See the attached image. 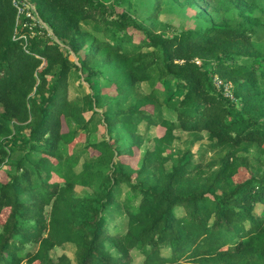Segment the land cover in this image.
I'll return each instance as SVG.
<instances>
[{
	"label": "trees",
	"instance_id": "16d2710c",
	"mask_svg": "<svg viewBox=\"0 0 264 264\" xmlns=\"http://www.w3.org/2000/svg\"><path fill=\"white\" fill-rule=\"evenodd\" d=\"M109 1L28 0L51 37L0 0V264H132L133 251L143 264H264V0ZM168 2L196 9L197 27L149 29ZM75 82L89 94L71 98ZM142 123L156 133L144 156ZM176 131L206 133L216 157L174 152ZM66 245L74 260L52 259Z\"/></svg>",
	"mask_w": 264,
	"mask_h": 264
},
{
	"label": "rangeland",
	"instance_id": "374dc122",
	"mask_svg": "<svg viewBox=\"0 0 264 264\" xmlns=\"http://www.w3.org/2000/svg\"><path fill=\"white\" fill-rule=\"evenodd\" d=\"M106 2L110 3L109 0H106ZM17 3L19 4V2ZM23 8H24V14L29 12V16L32 15V18H28L25 15H21L18 23H21L23 18H27L33 24L31 26L28 24L31 29L32 28H44L48 31L49 35L52 37V32L42 22L40 17H38L36 8L27 1L25 2V6ZM150 12H151L150 8L148 7L144 8L143 10H141V14H142L141 17L147 18ZM196 12H197L196 9L178 8L168 2L166 5H164V7L162 8V10L159 12L157 16H154L153 18L149 19V21H147V26L152 31H156L157 33H165L166 36L168 35L170 37L171 35H175L181 32L182 30L195 29L197 27V24L194 18V15ZM35 34L36 32L33 31V35ZM54 40L58 42L56 39ZM61 46L63 45L61 44ZM72 58L75 61V63L78 62L75 56H73ZM72 83L70 86V97L71 98L83 97L84 95L89 94V89L86 84L84 85V89L80 88L82 90H78V87H77L78 83L75 82L73 86H72ZM214 83H215L216 88L221 90L222 81L216 77L214 79ZM149 91H150V87L148 85L146 84L142 85V93L146 94V93H149ZM104 92L105 94L109 95L111 98H114L117 95L113 87L107 90H104ZM224 95L225 97L232 96V91L230 90L228 86H226L224 90ZM105 105L106 104L102 105L100 108H97L95 110L98 112L96 116L97 118L99 117V114H102L104 112L105 108H103V106ZM0 111H2L1 108H0ZM162 115L165 118L173 120V121H175L176 119L175 113L168 110L167 108L162 109ZM90 116L91 114L88 113L87 117H90ZM139 132L143 135V147L140 153H141V156H144L147 151L153 150L154 145H155L156 133H155L154 128L146 129L145 123H142L139 126ZM158 133L159 135H161L162 131L158 130ZM93 134H94L92 136L93 140L100 141L101 139L104 138L105 131L103 127L98 126L96 133H93ZM175 134H176L177 139L174 142L173 146L171 147L174 152L175 151L186 152L189 150L192 154L193 162L201 163V164L210 162L216 157V153L215 151L211 149V145L207 138L208 136L206 133L203 134L204 139L200 141L195 140L196 138L195 135L188 134L185 132L176 131ZM85 140H86V137L85 135H83L81 144H78V146L75 149L76 150L83 149L85 146ZM247 155H249L250 158L258 157L259 153L257 151V148H252L249 152H247ZM138 157H139V153H137V155L133 159H129L128 157H125L124 161L128 162V164H130L131 166L135 167L138 162ZM81 164L82 162L78 166L77 168L78 170H80ZM167 166H168L167 168L170 169L171 165L169 164ZM8 169H9V165H4L2 169H0V178L6 177L7 175L6 171H8ZM244 174H241L239 176V179H243L245 176ZM76 193L80 196H84V194H86V191L85 189L77 187ZM128 195H129L128 188L123 186L121 200L124 201L128 197ZM263 210H264V206L259 205L257 207V212L261 213ZM182 212H183V209L179 208L176 213L178 216H181ZM2 221H3V218H0V223H2ZM166 253L169 254V251L168 250L163 251V255H165ZM74 254H75V248L71 245H66L64 247L54 249L50 253V256L52 257V259H57L62 255H66L69 257V259L73 261ZM131 257H132V264H143L144 263L143 256L137 251H133L131 253Z\"/></svg>",
	"mask_w": 264,
	"mask_h": 264
},
{
	"label": "built area",
	"instance_id": "2783aa9c",
	"mask_svg": "<svg viewBox=\"0 0 264 264\" xmlns=\"http://www.w3.org/2000/svg\"><path fill=\"white\" fill-rule=\"evenodd\" d=\"M28 2V0H12L13 2V6L16 8L17 10V20H19L21 15H25L28 18H32V15L29 16V12H27L26 14H24V6H25V2ZM19 2V4L17 3ZM26 12V11H25ZM229 87V86H228ZM226 88V87H225ZM230 88V87H229ZM229 91V90H228ZM232 97V96H231Z\"/></svg>",
	"mask_w": 264,
	"mask_h": 264
}]
</instances>
